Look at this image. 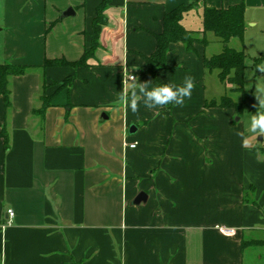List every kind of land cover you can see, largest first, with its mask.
<instances>
[{"label":"crops","instance_id":"1","mask_svg":"<svg viewBox=\"0 0 264 264\" xmlns=\"http://www.w3.org/2000/svg\"><path fill=\"white\" fill-rule=\"evenodd\" d=\"M104 1L107 22L88 66L45 67L91 49ZM239 4L244 40L228 46L264 56V0H0V63L28 67L9 80V109L0 96L10 140L6 152L0 137V264H264V246L242 245L264 241V137L242 147L237 133L247 125L236 110L206 107L232 88L218 74L211 82L204 65L221 40L207 32L195 52L171 45L157 76L195 77L183 107L141 103L133 114L117 101L126 71L155 86L144 57L166 13L192 6L182 24L201 32L206 8ZM193 13L196 29L186 25ZM237 94L228 95L239 102ZM43 97L50 105L34 113ZM140 192L147 202L133 205Z\"/></svg>","mask_w":264,"mask_h":264},{"label":"trees","instance_id":"2","mask_svg":"<svg viewBox=\"0 0 264 264\" xmlns=\"http://www.w3.org/2000/svg\"><path fill=\"white\" fill-rule=\"evenodd\" d=\"M108 1H104L97 9L96 17L93 21L92 47L81 60L77 62H68L66 60H46L45 67H87V60L92 56L99 46V37L107 19L105 10ZM192 9V6H180L166 13L163 20V31L155 35L157 47L150 57H144L143 74L151 77L154 85L163 84L158 79V72L167 68L166 59L171 51V45L182 42L188 52H195V44L207 45L206 33L212 32L216 38L223 43V50L220 54L211 58L204 59V65L209 71H218V77L222 84L231 85L230 92L241 94L239 102L233 101L228 95L221 97L220 100H212L206 103V107L233 108L240 118L245 112L253 114L257 109L253 91L247 90L245 86V73L247 69V56L244 51H237L228 46L233 38H238L241 42L244 40L246 28L245 6L244 4L230 6L228 8H206L203 14V31L187 30L183 24L184 15ZM203 34V38L199 36ZM253 66L264 65V56L252 59ZM28 70L27 66L14 65L11 63H0V96L3 98L5 110L11 107V90L9 80L11 77L22 76ZM258 70V69H257ZM72 79H67L63 86L70 85ZM43 107L34 111L37 114H43L50 105L49 99L43 97ZM173 105L166 106L171 110ZM0 137L4 140L5 151L10 149L9 133L4 123L0 121ZM247 200V199H246ZM253 204H256L253 201ZM243 247L250 245H264V242H243ZM80 264V263H74Z\"/></svg>","mask_w":264,"mask_h":264},{"label":"clouds","instance_id":"3","mask_svg":"<svg viewBox=\"0 0 264 264\" xmlns=\"http://www.w3.org/2000/svg\"><path fill=\"white\" fill-rule=\"evenodd\" d=\"M264 73V65H258L257 68ZM150 82H140L139 77L126 71L122 80V90L117 97L126 110L133 114L140 111V105L148 109H162L168 105L183 107L186 100L190 99L193 93L195 77L186 75L180 84L165 83L149 87ZM255 99L258 102L256 111L249 117L246 128L237 133L242 141V147H251L252 142L258 138L264 137V85L255 86Z\"/></svg>","mask_w":264,"mask_h":264},{"label":"rangeland","instance_id":"4","mask_svg":"<svg viewBox=\"0 0 264 264\" xmlns=\"http://www.w3.org/2000/svg\"><path fill=\"white\" fill-rule=\"evenodd\" d=\"M199 15H197L196 13H193L191 14L190 16H188V19L186 20V25L187 23H191L193 29H196V25H197V22H198V19H199ZM190 25V24H189ZM195 27V28H194ZM199 38H203L201 36H199ZM216 48V47H215ZM213 48V49H215ZM219 52V51H218ZM247 64V69H246V73H245V86H246V89L247 90H250V91H253V94H255V91H256V88L255 86L259 83L261 85H264V73H261L259 70H257L254 66H253V62H252V59L248 57V60L246 62ZM213 76L211 78V82L214 81L216 82V75L218 74V71L217 70H214L212 72ZM220 91H225V88L224 86H220ZM228 94L229 93H232L230 92V89L226 91ZM227 94V95H228ZM230 97V95H228ZM255 97V95H254ZM235 98L237 99V101L240 100V95H236ZM258 102L256 101L255 102V105L257 104ZM252 114L250 112H245L243 114V116L241 117L242 121H244L246 123V125L248 124L249 122V117L251 116ZM240 118V116H237V119ZM254 242H257V241H254ZM259 243H262L264 241H258ZM261 246H264V245H261Z\"/></svg>","mask_w":264,"mask_h":264},{"label":"water","instance_id":"5","mask_svg":"<svg viewBox=\"0 0 264 264\" xmlns=\"http://www.w3.org/2000/svg\"><path fill=\"white\" fill-rule=\"evenodd\" d=\"M71 14H74L72 9H69L68 11H66L64 13V16H70ZM137 128L136 126H131L130 127V133L134 134L136 132ZM148 199V195L146 192H140L139 195L134 199L133 201V205H141L142 203H146Z\"/></svg>","mask_w":264,"mask_h":264},{"label":"built area","instance_id":"6","mask_svg":"<svg viewBox=\"0 0 264 264\" xmlns=\"http://www.w3.org/2000/svg\"><path fill=\"white\" fill-rule=\"evenodd\" d=\"M130 147H131V148H134V147H135V145H131ZM8 214H9L11 217H13V216H14V213H13V211H12V210H9V211H8Z\"/></svg>","mask_w":264,"mask_h":264}]
</instances>
